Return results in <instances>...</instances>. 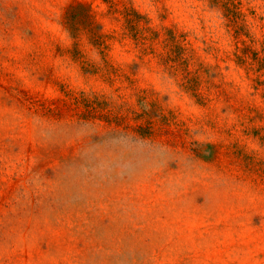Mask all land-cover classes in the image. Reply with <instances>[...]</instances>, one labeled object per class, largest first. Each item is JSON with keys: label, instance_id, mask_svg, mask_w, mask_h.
Returning a JSON list of instances; mask_svg holds the SVG:
<instances>
[{"label": "rangeland", "instance_id": "rangeland-1", "mask_svg": "<svg viewBox=\"0 0 264 264\" xmlns=\"http://www.w3.org/2000/svg\"><path fill=\"white\" fill-rule=\"evenodd\" d=\"M0 264H264V0H0Z\"/></svg>", "mask_w": 264, "mask_h": 264}]
</instances>
